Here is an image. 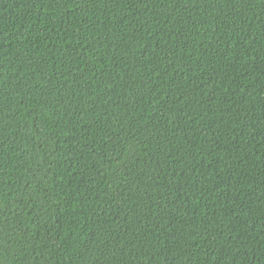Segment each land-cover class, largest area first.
<instances>
[{
  "label": "trees",
  "instance_id": "trees-1",
  "mask_svg": "<svg viewBox=\"0 0 264 264\" xmlns=\"http://www.w3.org/2000/svg\"><path fill=\"white\" fill-rule=\"evenodd\" d=\"M0 264H264V0H0Z\"/></svg>",
  "mask_w": 264,
  "mask_h": 264
}]
</instances>
